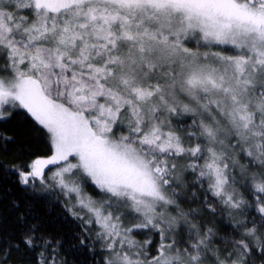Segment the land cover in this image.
Wrapping results in <instances>:
<instances>
[{
    "label": "snow or ice",
    "instance_id": "1",
    "mask_svg": "<svg viewBox=\"0 0 264 264\" xmlns=\"http://www.w3.org/2000/svg\"><path fill=\"white\" fill-rule=\"evenodd\" d=\"M14 116L49 146L13 165L20 183L58 187L103 264H264V0H0ZM21 244L64 264L36 225Z\"/></svg>",
    "mask_w": 264,
    "mask_h": 264
},
{
    "label": "trees",
    "instance_id": "2",
    "mask_svg": "<svg viewBox=\"0 0 264 264\" xmlns=\"http://www.w3.org/2000/svg\"><path fill=\"white\" fill-rule=\"evenodd\" d=\"M0 134L10 136L14 141L7 143L5 150V142L0 140V249L7 254L6 257L0 255V261L6 258L7 264H35L41 249L26 254L24 245L21 244L19 251L10 248V245L18 242L21 233L30 225H36L39 233L51 239L53 245L60 242L58 258L64 264H103L104 253L99 241L95 239L93 231H88L87 225L69 212L62 194L56 190H41L31 182L28 185L21 184L13 168V165H23L33 156L48 152L46 133L34 127L29 119L14 116L0 122ZM86 191L95 195L91 186ZM248 198L252 199L251 196ZM201 201H190V205L199 208ZM252 214L256 215L254 211ZM212 219L205 214L206 221ZM215 226L220 235L233 234L226 216L216 217ZM134 238L141 242L149 238L154 242L159 240L158 236L148 230H144L143 234H134ZM81 240H84V244H81ZM256 264H261V261L257 259Z\"/></svg>",
    "mask_w": 264,
    "mask_h": 264
},
{
    "label": "rangeland",
    "instance_id": "3",
    "mask_svg": "<svg viewBox=\"0 0 264 264\" xmlns=\"http://www.w3.org/2000/svg\"><path fill=\"white\" fill-rule=\"evenodd\" d=\"M35 184H37L41 190H44V191H48V190H56V191H58L59 193H61V194H62V197H63V199L65 200V203L67 204V207H68V209H69V207L71 206V204L69 203V199H68V197H66V196L64 195V193H63L58 187H56V186H54V185L45 186V185L40 184L39 181H36ZM71 203L74 204L75 201L73 200ZM77 210H78V209H77ZM81 214L83 215V213H81ZM87 226H88V225H87ZM88 227H89V226H88ZM91 228H92V231H93V235L95 236V231L97 230V228H96L95 225H92Z\"/></svg>",
    "mask_w": 264,
    "mask_h": 264
}]
</instances>
